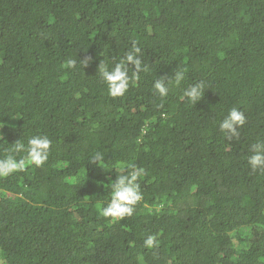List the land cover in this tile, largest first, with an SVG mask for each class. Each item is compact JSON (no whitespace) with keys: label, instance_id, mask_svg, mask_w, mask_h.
I'll return each mask as SVG.
<instances>
[{"label":"trees","instance_id":"trees-1","mask_svg":"<svg viewBox=\"0 0 264 264\" xmlns=\"http://www.w3.org/2000/svg\"><path fill=\"white\" fill-rule=\"evenodd\" d=\"M134 43L147 70L113 98L99 65ZM233 107L238 139L219 131ZM33 135L51 139L47 161L0 178L5 264H264V171L247 162L264 140V0H0V158ZM130 163L143 200L113 221L100 209Z\"/></svg>","mask_w":264,"mask_h":264},{"label":"clouds","instance_id":"clouds-1","mask_svg":"<svg viewBox=\"0 0 264 264\" xmlns=\"http://www.w3.org/2000/svg\"><path fill=\"white\" fill-rule=\"evenodd\" d=\"M142 50L135 43L127 50L124 56L114 64L109 65L101 62L99 65V76L103 83L107 85L108 93L111 97H123L130 84L139 78L141 72L147 70V65L141 60ZM78 63L83 68L89 63L88 59H68L65 67L69 70H76ZM129 65H134L135 70L129 74ZM185 70L177 67L171 76H159L153 82V89L160 98L167 97L172 85H180L185 80ZM205 83L199 81L183 89V98L190 105L199 102L205 92ZM247 117L245 113L233 107L228 114L220 121L219 131L225 138H239L240 129L246 124ZM0 140L3 137L0 136ZM52 141L47 135H33L25 143L21 138L17 140L7 150V155L0 158V178L9 177L14 173L24 171L26 165L35 167L42 166L49 157ZM247 162L253 172L264 171V140L250 145ZM23 153V157L17 159V155ZM105 154L102 151H96L88 158V164L96 165L107 169L105 163ZM144 175V169L138 167L135 163H130L122 174L112 181L108 186L111 190L110 202L100 209L101 215L105 218H111L113 221H119L126 217H131L136 210V205L143 200L138 180ZM158 246L155 236L148 235L144 239V247L154 248ZM0 264H5V260L0 257Z\"/></svg>","mask_w":264,"mask_h":264},{"label":"rangeland","instance_id":"rangeland-1","mask_svg":"<svg viewBox=\"0 0 264 264\" xmlns=\"http://www.w3.org/2000/svg\"><path fill=\"white\" fill-rule=\"evenodd\" d=\"M0 257H1V255H0Z\"/></svg>","mask_w":264,"mask_h":264}]
</instances>
